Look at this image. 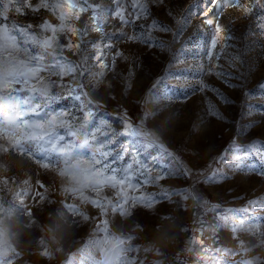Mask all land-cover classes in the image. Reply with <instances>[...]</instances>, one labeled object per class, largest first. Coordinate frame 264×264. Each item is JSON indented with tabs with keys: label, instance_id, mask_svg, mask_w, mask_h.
<instances>
[{
	"label": "rangeland",
	"instance_id": "1",
	"mask_svg": "<svg viewBox=\"0 0 264 264\" xmlns=\"http://www.w3.org/2000/svg\"><path fill=\"white\" fill-rule=\"evenodd\" d=\"M242 2L0 0V264H264V0Z\"/></svg>",
	"mask_w": 264,
	"mask_h": 264
},
{
	"label": "trees",
	"instance_id": "2",
	"mask_svg": "<svg viewBox=\"0 0 264 264\" xmlns=\"http://www.w3.org/2000/svg\"><path fill=\"white\" fill-rule=\"evenodd\" d=\"M208 181H209V178H206L205 180H202L201 183L203 185H206ZM209 195L211 196V194ZM231 208L232 206L227 204L225 201L218 200V198H215L214 201L208 200L206 203V209H208V211H212L217 217L230 211ZM195 221L197 223L195 232L202 238L209 236L206 240V245L209 244L211 246V250L209 249L207 250L206 245L204 243L195 242L189 245V251H190L191 257L198 258L199 260L205 262L211 258L213 254V250H217L221 247L222 239L218 232L211 233V230L209 229H212L214 227V224H212L204 216V214L201 220L198 221L195 219Z\"/></svg>",
	"mask_w": 264,
	"mask_h": 264
},
{
	"label": "snow or ice",
	"instance_id": "3",
	"mask_svg": "<svg viewBox=\"0 0 264 264\" xmlns=\"http://www.w3.org/2000/svg\"><path fill=\"white\" fill-rule=\"evenodd\" d=\"M214 2V0H210V3L209 5H212ZM233 7H239L243 12L244 14H248L252 11V6H251V3L250 2H242V0H235V3L232 5ZM85 11L84 8L82 7H79L77 5H74L72 3V0H68V3H67V15L69 16H74L76 19H79L80 15ZM201 15L207 19V24L210 25V26H214L216 28V35H215V40L213 41V43H215L216 40H220V39H223L224 38V28L223 26L221 25H218L217 22L214 20V19H211L209 17H212L213 13H212V10L211 11H208V12H205L203 11L201 13ZM118 19H121V22L124 23V22H130V21H125L123 17H117ZM140 17H137V19H139ZM73 32H75V29H72ZM99 31V29H98ZM72 45L69 44L68 47H71ZM78 46V45H76ZM61 115H68L67 113H62ZM92 116V113H88L86 115V118L90 119ZM56 117H53L52 120L49 122V123H54L56 121ZM41 127H43V125H41ZM128 133L129 134H132V135H135L134 132H132L131 130V126L128 127ZM64 149H61V151H63ZM43 167L47 168L49 167L48 164H44ZM42 255H45L47 256L48 253L45 251L42 253ZM9 264H11V262H9Z\"/></svg>",
	"mask_w": 264,
	"mask_h": 264
},
{
	"label": "built area",
	"instance_id": "4",
	"mask_svg": "<svg viewBox=\"0 0 264 264\" xmlns=\"http://www.w3.org/2000/svg\"><path fill=\"white\" fill-rule=\"evenodd\" d=\"M179 255H180V258H179V264H184L185 262H186V260H187V258H188V256H189V253L188 252H186V251H181L180 253H179ZM176 259H177V257H176ZM181 259V260H180Z\"/></svg>",
	"mask_w": 264,
	"mask_h": 264
}]
</instances>
